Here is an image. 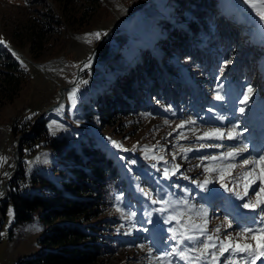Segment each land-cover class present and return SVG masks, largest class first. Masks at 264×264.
<instances>
[{"label": "rangeland", "instance_id": "obj_1", "mask_svg": "<svg viewBox=\"0 0 264 264\" xmlns=\"http://www.w3.org/2000/svg\"><path fill=\"white\" fill-rule=\"evenodd\" d=\"M189 3L188 0H0V38L6 44L0 41V47L5 48L0 50V81L8 62L20 82L17 92L5 91L0 84V198L5 192L4 183L16 166L18 170L20 165L24 166L27 183L37 174L59 183L65 174L67 163L44 146L26 152L21 164L20 152H16L18 140L30 135L38 121L45 120L50 135H65L71 146L76 147L80 137H93L115 159L121 173L100 216L110 225L107 241L111 249L98 264H179L176 249H183L192 264H200L202 259H196L201 252L208 261L212 260V253L218 255V240L224 242L231 237L234 242L247 243L233 223L228 227L227 221L220 217L222 206L213 212L207 209L210 205L205 200L211 194L223 198L228 187L231 193H244L247 188L248 194L241 203L255 202L256 192L264 187V161L252 157L235 161V155L223 156L235 152L234 145L249 148L252 141L240 136L237 143L229 145L234 141L228 139L231 135H225L232 131L216 125L229 115V107L233 106L238 116L244 117V124L252 121L249 130L253 132L256 124L253 116L264 112L259 110L264 102V20L258 15L259 3L257 7L246 0L214 3L217 12L213 11L215 14L208 16L201 26L204 29L199 30L200 47L193 49L188 36L185 42L189 55L185 60L171 55L173 62H167L181 68L183 89L171 73L167 86L155 91L150 88L151 95L143 89L139 98L143 105L131 102L127 113L121 110L106 121L99 106L105 101L103 110L109 107L106 97L112 98L110 93L119 79L132 69L140 72L142 53L145 52L147 60L150 55L160 58L165 51L157 43L173 38V29H188V20L199 21ZM205 5L201 3L202 11L211 13ZM218 18L229 21L227 26L222 25L226 35ZM33 25L44 33L41 41L30 40L28 33ZM97 32L101 33L99 39L90 35ZM214 37L219 49L213 65H209L212 58H202L208 53L203 49L208 43L216 45ZM8 45L26 57L14 53ZM61 87L67 88L65 94ZM192 87L197 93L190 90ZM249 87L253 89L251 93ZM73 91L75 99L71 97ZM218 94L223 99L217 100ZM238 116L233 118L231 128ZM213 129H219L223 137H205ZM113 141L121 147H116ZM259 146L258 151H250L241 158L258 157L259 151L264 156V145ZM245 160L260 161L256 164L262 167L257 170V165L245 164ZM1 213L0 264H16L19 258L32 256L43 248L39 238L46 229L45 223L35 221L13 228L12 204L5 214L1 208ZM262 215L264 211H256L253 219ZM155 227L158 231L152 232ZM171 229H177L175 237ZM181 232L195 239L188 240ZM209 236L214 239L210 241ZM204 244L219 248L210 247L209 254L210 249L205 251ZM225 253L222 259L228 256L236 262L234 253ZM218 256L220 259L221 255Z\"/></svg>", "mask_w": 264, "mask_h": 264}, {"label": "trees", "instance_id": "obj_2", "mask_svg": "<svg viewBox=\"0 0 264 264\" xmlns=\"http://www.w3.org/2000/svg\"><path fill=\"white\" fill-rule=\"evenodd\" d=\"M188 2H190L189 6H193L199 21L188 20L186 23L188 29L185 27L173 29V38L157 43L165 51L160 58L150 55L147 60L145 52L142 53L140 72L132 69L123 79H119L117 87L110 93L112 98L109 99V95L106 97L109 103L106 110H103L105 101L99 105L100 110L105 113L103 116L107 117L104 120L108 121L121 110L127 113L126 110H129L127 107L131 106V102L143 105L139 101L143 89L149 90L151 95L150 88L155 91L167 86L171 73L176 76L175 80L181 84L180 87L182 89L185 87L184 79L180 78L182 70L179 65L176 63L169 65L167 62H173L171 55L185 60L189 55L188 44L185 42L188 36L193 49L200 47L197 41L199 30L204 29L201 26L208 16L215 14L213 11L217 12L214 9L217 0H188ZM201 3L207 4L205 7L209 6L212 12L202 11ZM227 22L229 21L223 18L220 21L218 18L220 26H227ZM230 25L233 26L232 23ZM222 30L227 34L224 27ZM28 35L32 42L41 41L44 37L41 28L39 30L35 25L30 28ZM215 39L213 40L216 45L213 42L208 43L207 48L203 49L207 50L208 58H215L216 49H219L218 41ZM183 43L185 46L179 48ZM0 50L4 51L5 48L0 47ZM184 62L189 68L187 61ZM5 64L7 66L0 84L5 91L12 89L17 92L20 90V82L17 78L19 75H14L13 65L8 62ZM148 84L151 87H148ZM36 146L48 147L67 164L65 174L59 183L37 174L29 179L28 183L33 187L30 188L24 175V166L20 165L16 178L8 185L9 196L3 204L1 203V208L5 214L7 206L12 204L15 215L13 228L35 221L46 225L44 233L39 238L43 248L32 256L19 258L16 264H98L100 258L111 249L107 241L111 235L107 233L110 231V225L100 219V216L104 213L108 197L110 198L121 174L115 159L97 145L93 137L78 138V145L75 147L68 144L65 135H50L45 120L38 121L32 133L23 138L19 153L21 164L25 153L35 149ZM13 228L10 234L13 233Z\"/></svg>", "mask_w": 264, "mask_h": 264}, {"label": "snow or ice", "instance_id": "obj_3", "mask_svg": "<svg viewBox=\"0 0 264 264\" xmlns=\"http://www.w3.org/2000/svg\"><path fill=\"white\" fill-rule=\"evenodd\" d=\"M247 3H249L252 7H257V3H259V7L257 8L258 11V15L260 16L261 20H264V0H246ZM91 36H94L96 39H99L101 36V33L97 32V33H92L90 34ZM89 43L91 42V40L88 41ZM17 59H19V57H17ZM21 63H23V61H21ZM253 91V89L251 87L248 88V92L251 93ZM71 97L73 99H75V91L72 92ZM217 100H221L223 99L222 96H220L219 94L216 96ZM247 99V98H245ZM241 111H243V109H241ZM189 123H192L191 121H189ZM223 133H221L219 131V129H213L211 132H207L205 133V137H212L215 136L217 138H222L223 137ZM113 143L116 145V147H121V145H119L118 143H116L115 141H113ZM219 146V145H217ZM244 149H238L237 151H243ZM183 151H189V149H183ZM236 154V152H227L225 153V158L228 157H232ZM212 159H215V157H212ZM260 161H264V156L260 157ZM260 161H248L245 160L244 163L248 164V163H259ZM230 167H234V165L230 166ZM176 168L178 169L179 166L177 165ZM208 169H206L207 171ZM168 175V170H165V176ZM207 183V181L205 182ZM262 193H264V187H261L260 191L256 192V196L257 199L255 200V202H249L244 204L243 206L245 208H252V209H256L259 208L261 205H264V195H262ZM247 188H245V192L244 195H247ZM239 195V194H238ZM243 198V197H241ZM154 203H156L157 201H153ZM10 215H12L11 210H10ZM131 215H135V213H131ZM204 215H207V213L205 212ZM227 226L231 227L232 226V221L228 220L227 221ZM198 227V226H196ZM170 231L173 232L174 237L177 234V229H171ZM203 231V230H201ZM220 228L216 229V232H219ZM254 231H258L260 233H264V227H261L257 230H253L252 228H244L242 229L241 233L239 234L240 236H246L248 233H254ZM182 237L188 239V240H193L195 239L193 236H189L186 235V232H181L179 233ZM208 239L211 241L214 239V237L209 236ZM215 239H218V237H216ZM252 239H256L255 234H253ZM180 243H183V240L179 241ZM210 247H216V245L214 244H204L203 248L206 251L208 248ZM231 250L233 253H246L248 257H250L251 259H245L244 264H255V261L257 259H259L260 257H264V242H259L257 243V246L255 248H253V246L251 244H240L238 242H234L233 239L231 237H228L226 241L221 242L220 245V255H223L224 252ZM187 251V249H186ZM176 255H179L182 259L188 260L190 259V257H188L185 254V251H180L178 249L174 250ZM172 253H165V255H171ZM201 256L204 255V252L200 253ZM197 259H199V257H197ZM212 260L215 264V262L217 261V256L215 253H212ZM169 264H171V262H169Z\"/></svg>", "mask_w": 264, "mask_h": 264}, {"label": "bare ground", "instance_id": "obj_4", "mask_svg": "<svg viewBox=\"0 0 264 264\" xmlns=\"http://www.w3.org/2000/svg\"><path fill=\"white\" fill-rule=\"evenodd\" d=\"M2 39L0 38V41H1ZM1 43H3L4 45H6L5 44V41H1ZM9 46V48H10V50L11 51H13L14 53H16V54H18V55H20V56H22V57H26L23 53H21L20 51H18V50H16V49H14L13 47H11L10 45H8ZM66 90H67V88H64V90H63V93L65 94L66 93ZM229 121H231L232 120V118H229L228 119ZM228 120H226V121H228ZM240 123H242V124H244L242 121L240 122ZM259 131L260 132H264V124H262V126H260L259 127ZM241 132V133H240ZM240 132H230L229 134H227V135H225V136H228V135H231V137L230 138H228V139H230V141H236L237 139H235L236 138V135L238 134V133H240V134H243V135H246V136H249V135H251L250 133H249V130H246L245 132H243V131H240ZM224 140H226V139H224ZM263 145H264V143H263ZM216 147V146H215ZM256 149V147H252V149L251 150H255ZM233 150H237V149H233ZM229 152H231V151H229ZM246 152V149H244L243 151H237L236 152V155H240V154H243V153H245ZM263 155V154H262ZM262 155H260V157H262ZM263 162V161H262ZM212 193H219V191H212ZM231 195H232V193L231 192H228L226 195H224V197L223 198H221L220 196L216 199V200H212L211 201V203H212V207H211V210L213 211V212H216V208H217V206L218 205H220V203H221V200L222 199H229L230 197H231ZM213 196H215V195H213ZM242 202V200L241 199H239V200H237L236 202H234V204L229 208V209H223L224 211H225V213L226 214H229V215H231L232 217L233 216H235V218H234V223H233V225L234 226H236V228H239V227H241V225L244 223V222H248V223H250V221H252V220H254V219H247V218H250L251 217V215L253 214V209H251V208H243V206L242 205H244V203H241ZM1 216H3L2 215V213H1ZM255 221V220H254ZM261 221V223H260V225L258 224V225H254V226H252V229L253 230H257V229H259V228H261L262 226L264 227V219H261L260 220ZM246 228H250V226H245ZM164 231H166L167 232V230H165V229H163ZM158 230H157V228L155 227L154 229H153V231L152 232H157ZM166 234H168V233H166ZM240 234V233H239ZM243 237H245L246 239H247V244H251L252 246H253V248H255L256 246H257V243H258V241L259 242H264V233H260V232H258L257 233V235H256V239H252V237H248L247 235L246 236H241V238H243ZM220 246V245H219ZM216 247H218V246H216ZM215 247V248H216ZM219 248V247H218ZM210 249V248H209ZM217 249V248H216ZM207 252H208V250H207ZM212 253V249H210V251H209V254H211ZM208 254V253H207ZM220 254V252L218 253V255ZM225 254H229V255H231V254H233V252L231 251V250H229V251H226V253ZM200 255V254H199ZM198 255V257H199V259H202V262L200 263V264H214V262H213V260H211V261H208V259L205 257V256H199ZM204 255H205V253H204ZM217 255V261L215 262V264H220V263H222V264H232V261H231V259L228 257V256H226L224 259H222V262L220 261V259H218L219 258V256ZM234 255H235V257H236V262H234L233 264H244V261H245V259H251L250 257H248L247 256V254L246 253H234ZM177 258H178V260H179V264H182V263H180V260L183 262V264H185L184 263V260L185 259H182L181 257H180V259H179V257H178V255H177ZM198 259H196V261H197ZM205 260V261H204ZM187 261V260H186ZM195 261V262H196ZM210 262V263H209ZM189 264H192L190 261H189ZM255 264H264V257H260L259 259H257L256 261H255Z\"/></svg>", "mask_w": 264, "mask_h": 264}, {"label": "water", "instance_id": "obj_5", "mask_svg": "<svg viewBox=\"0 0 264 264\" xmlns=\"http://www.w3.org/2000/svg\"><path fill=\"white\" fill-rule=\"evenodd\" d=\"M64 88H66V87H61L60 90L63 91ZM45 112H43L42 114H40L35 121H37L39 118H41ZM26 136H28V135H25L24 137H26ZM23 138H22V140H23ZM21 144H22V141L20 139V140H18V144H17V147H16V152H18V151L20 152ZM17 174H18V168L16 166L14 172L11 174V176L4 183L5 192H4V195L0 198V204H1V202H3V201H5V200L8 199V196H9L8 185L16 178ZM0 213H1V208H0ZM2 222H3L2 221V217L0 216V227L2 225Z\"/></svg>", "mask_w": 264, "mask_h": 264}]
</instances>
